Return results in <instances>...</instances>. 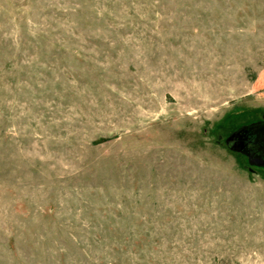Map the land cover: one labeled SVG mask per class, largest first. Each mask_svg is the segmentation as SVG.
<instances>
[{
	"label": "rangeland",
	"instance_id": "1",
	"mask_svg": "<svg viewBox=\"0 0 264 264\" xmlns=\"http://www.w3.org/2000/svg\"><path fill=\"white\" fill-rule=\"evenodd\" d=\"M258 137L264 0H0V264H264Z\"/></svg>",
	"mask_w": 264,
	"mask_h": 264
},
{
	"label": "flooded vegetation",
	"instance_id": "2",
	"mask_svg": "<svg viewBox=\"0 0 264 264\" xmlns=\"http://www.w3.org/2000/svg\"><path fill=\"white\" fill-rule=\"evenodd\" d=\"M247 142H249L248 139L243 144L241 152L244 153L246 147L250 143L249 145H251L254 152L257 153L258 156H260V158L257 159L256 162H259L261 165H264V139L262 137H258L252 142H249V143Z\"/></svg>",
	"mask_w": 264,
	"mask_h": 264
}]
</instances>
